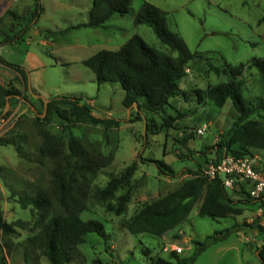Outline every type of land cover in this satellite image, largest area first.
<instances>
[{
  "label": "rangeland",
  "instance_id": "rangeland-1",
  "mask_svg": "<svg viewBox=\"0 0 264 264\" xmlns=\"http://www.w3.org/2000/svg\"><path fill=\"white\" fill-rule=\"evenodd\" d=\"M144 2L167 13L168 28L183 38L191 52L204 54L219 68L226 63L245 65L240 77L244 98L253 102L257 98L264 99L261 76L257 69L248 67L253 59H264V0H133L128 15L114 16L107 28L96 33L84 28L61 33L88 22L93 0H45L43 16L33 23V31L31 29L23 37L24 40L31 38L29 49L41 53L49 65L38 75L40 87L47 77L48 86L51 83L59 85L64 91L75 85L73 76L77 74L83 82L76 85L79 92L74 97L88 106L94 101L95 106L90 107L95 116L115 119L120 121V126L105 130L101 125L75 123L66 129V123L55 114L48 117L47 113L44 118L38 116L44 112V102L36 113L25 109V114L19 113L12 118L4 138L12 140L22 156L15 146L0 147V215L11 226L8 234L0 231V264H50L41 251L32 249L29 244L30 238L41 230L38 213L32 208L24 209L19 203L22 197L48 193L52 195L50 214H65L57 196L52 193L51 173L57 168L56 164L38 154L43 143V130L61 139L67 154L71 135L97 162L112 158L108 166L97 168L86 178L79 172L74 175L78 180L76 188L86 195L81 219L101 222L107 238L87 235L85 243L78 247L80 257L71 264H156L159 258L171 260L173 252L187 259L194 255L198 243L215 234L218 238L227 237L201 252L193 264H261L256 249L263 241L249 227L253 222H247L257 207L247 206L242 215L228 219L203 218L199 216L201 196L188 219L162 238L150 234L132 235L124 226L145 204L176 190L192 178V172L202 171L207 163L216 160L214 148L237 118L231 100L219 108L203 94L199 98L197 92L228 81L226 75L217 76L199 61L189 66L188 76L181 83L186 98L171 99L164 112L126 109L123 106L124 91L119 83L98 85L89 82L88 77L94 73L80 60L102 50L117 51L135 35L150 47L171 54L152 28L134 24ZM33 3L34 0H0L1 27L7 30L16 25L17 20L8 13L23 16ZM21 28L22 25L17 30ZM48 31L55 34L48 35ZM47 37L54 45H41ZM2 39L0 34V42ZM24 40L20 42V52L16 51L22 57V52L28 49ZM76 42L88 47L74 50ZM92 44L95 46L91 48ZM19 85L23 87L22 82H16V86ZM206 124L209 125L207 132L198 135V129ZM256 154L264 171V151L258 150ZM134 162L138 163L132 178L136 188L126 212L117 216L109 210V205H116V198L123 190L116 193L115 200L107 203L99 201L95 195L107 186L112 176H120ZM157 163H164L170 170L164 168L165 173H160ZM63 166L67 167L66 162ZM227 192L231 198L236 195L231 190ZM177 248L182 252L178 253Z\"/></svg>",
  "mask_w": 264,
  "mask_h": 264
},
{
  "label": "trees",
  "instance_id": "trees-1",
  "mask_svg": "<svg viewBox=\"0 0 264 264\" xmlns=\"http://www.w3.org/2000/svg\"><path fill=\"white\" fill-rule=\"evenodd\" d=\"M133 0H94L89 13L87 23L71 27V30L89 28H107V23L114 16L124 17L131 12ZM44 13L40 0H34L33 5L18 16L14 12L8 15L14 17L17 22L5 30L1 26L0 34L3 39L0 45H12L24 40ZM136 26L145 25L154 31L159 41L167 46L171 54L160 52L150 47L140 36L135 35L117 51L102 50L83 61V65L89 68L96 76L98 85L104 83H119L124 91L123 106L126 109L139 111L146 109L150 112H164L170 105V100L183 96L186 92L181 88L182 81L188 76L189 66L199 61L209 66L217 76L226 75L228 81L210 87L204 92H197L199 98L202 94L213 101L219 108L224 107L231 100L237 112V118L232 127L223 135L216 149V159L223 154H231L237 157L254 156L253 150L264 151V99L257 98L255 102L248 101L243 96V83L240 80L245 65L232 66L225 64L221 68L214 66L211 61L201 53H193L178 34L172 32L167 25V13L151 3L144 2L134 18ZM21 30H17V27ZM48 35L55 34L52 31ZM176 56H173V54ZM0 62L13 69L18 76L10 84H0V117H10L9 110L3 115L8 97H11V108L22 91L16 86V82H22L25 89L28 88L27 72L20 66L11 64L0 57ZM249 68L258 70L264 83V59H253ZM33 93H36L33 91ZM26 98V97H25ZM48 117L52 114L58 116L61 122L66 123V129L75 123L101 125L105 130L118 128L120 121L115 119L98 117L92 112V108L81 104V100L73 96H61L50 100L47 105ZM45 119V121L48 119ZM257 117L258 119H253ZM38 121H42L37 118ZM43 143L38 150L39 156L44 160L56 164L52 171V193L57 196L59 205L65 214L51 215L52 195L41 193L37 196H25L19 199L24 208H32L38 213L41 230L29 240L32 249L41 251L50 264H71L80 257L78 247L85 243L89 234H97L106 240V232L103 224L97 220L84 221L80 214L85 210L84 200L86 195L76 188L78 180L74 177L76 172L86 178L88 173H95L97 168L108 166L112 158H103L97 162L92 159L78 139L69 137L68 150L62 140L43 130L41 132ZM15 146L10 139L1 138V146ZM22 156L20 148L16 147ZM83 161L82 164H79ZM66 162L67 167L63 166ZM160 173H165L164 168L170 170L164 163H157ZM138 163L128 166L120 176H112L107 186L96 192L95 197L104 203L115 200L116 193H123L116 198V205L109 210L117 216L123 215L130 203L136 188L132 184V178L136 173ZM192 178L184 182L179 188L168 193L151 203L145 204L135 215L125 223V228L132 235L150 234L159 238L166 236L177 227L181 226L189 217L195 203L203 196L199 216L210 219H228L240 216L243 209L238 207L227 189L223 186L221 178L208 181L201 177V170L192 172ZM244 203H251L247 191L243 193ZM264 209V199L255 201ZM258 233L263 244L256 249L261 264H264V214L257 216L249 226ZM0 231L8 234L11 226L3 221L0 215ZM217 234L208 236L202 243L197 244L194 255L183 259L176 252L172 253L171 260L159 258L156 264H193L198 255L220 239ZM2 264H5L2 263Z\"/></svg>",
  "mask_w": 264,
  "mask_h": 264
},
{
  "label": "crops",
  "instance_id": "crops-1",
  "mask_svg": "<svg viewBox=\"0 0 264 264\" xmlns=\"http://www.w3.org/2000/svg\"><path fill=\"white\" fill-rule=\"evenodd\" d=\"M48 1L51 2V0H48ZM40 2L42 5H44L45 0H40ZM84 23H87V22H84ZM84 29L88 30L89 28H84ZM99 29H104V28H99ZM99 29H89V30L94 31L92 33H96V31H98ZM32 31H33V28H32ZM38 34H40V32ZM24 41L28 49H25L23 52L21 51L24 54L23 57L18 56L16 52V51L20 52L19 47L21 43H15L12 45H4V46L0 45V57H2L3 59H5L7 62L11 64L20 66L23 69H25V71L27 72V77H28V88L27 89H25L24 85L23 87L19 85V89L22 91V94H23L22 97L26 99V101L19 100L18 98L14 101L15 103L14 106L10 108V110L12 111L11 117H14L15 115L19 113L25 114L26 113L25 109H28L32 113H36L37 109L39 108V105L43 103L44 100H51L53 98L61 97V96H73L74 97V95L78 94L79 92L77 91L76 85L83 82L81 79V76L76 74L73 76V83L75 85L63 91L59 85H54L51 83L48 86L47 85L48 80L46 77L45 84L42 85V87H40L41 86L39 85L40 76L38 75L43 74L44 71L49 67V65L41 53H39L37 50L29 49L32 43V40L30 37ZM40 43L41 45L45 47H48L49 45H54V42L50 40L49 37L44 38ZM94 46L95 45L92 44L91 48ZM87 47H88L87 44L85 45L83 43L76 42L75 46H73V49L78 50L80 48H87ZM5 56H8V57L6 58ZM88 58L81 59L80 62H82L83 64V61H85ZM17 76L18 74L13 69L3 65L0 62V84L1 85L6 86V82L9 83V81L15 79ZM88 80L92 84H95V83L98 84L95 74L92 77H88ZM33 91H35L36 93H33ZM90 106H95V102L90 101ZM33 108L36 111H34ZM1 147H6V146H1ZM256 151L258 150H253L252 153L256 158L259 159L260 157L256 154ZM203 165L202 167H204ZM231 191L235 192L236 195H234L232 199L236 204H238V207L243 209V213L247 209V206L257 207L254 213V216L253 215L250 216L247 222L252 223L254 221V218H256L257 216H262L264 214V209L261 207L259 203H256L255 201L251 203L243 202L244 198H243L242 193L246 191V188L243 185Z\"/></svg>",
  "mask_w": 264,
  "mask_h": 264
},
{
  "label": "built area",
  "instance_id": "built-area-1",
  "mask_svg": "<svg viewBox=\"0 0 264 264\" xmlns=\"http://www.w3.org/2000/svg\"><path fill=\"white\" fill-rule=\"evenodd\" d=\"M12 118L0 117V139L8 133ZM208 128L207 124L199 128L198 135L206 133ZM200 175L210 182L221 178L227 190H234L243 185L252 200L264 199V171L255 156L237 157L225 153L219 159L207 163ZM176 251L181 253L182 249L177 248Z\"/></svg>",
  "mask_w": 264,
  "mask_h": 264
},
{
  "label": "water",
  "instance_id": "water-1",
  "mask_svg": "<svg viewBox=\"0 0 264 264\" xmlns=\"http://www.w3.org/2000/svg\"><path fill=\"white\" fill-rule=\"evenodd\" d=\"M17 98H18L19 100L26 101V99H24L22 96H18ZM10 99H11V97H8V100H7V106H6V109H5L4 113H3V115H5V114L10 110V108H11ZM44 102H45V109H44V112H43V114H38V116H39L40 118H44V117L46 116V114H47V105L49 104L50 100H44ZM33 110L36 111L34 108H33Z\"/></svg>",
  "mask_w": 264,
  "mask_h": 264
}]
</instances>
